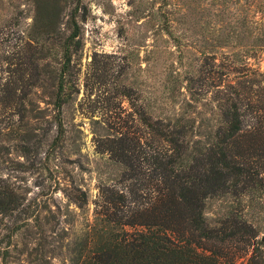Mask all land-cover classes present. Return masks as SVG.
Returning a JSON list of instances; mask_svg holds the SVG:
<instances>
[{
  "label": "rangeland",
  "instance_id": "1",
  "mask_svg": "<svg viewBox=\"0 0 264 264\" xmlns=\"http://www.w3.org/2000/svg\"><path fill=\"white\" fill-rule=\"evenodd\" d=\"M237 97L264 126V0H0V264H80L99 186L119 175L97 140L145 137L140 111L192 119L204 137ZM248 200L242 213L264 243V208ZM231 205L242 207L210 199L206 215L216 223Z\"/></svg>",
  "mask_w": 264,
  "mask_h": 264
},
{
  "label": "trees",
  "instance_id": "2",
  "mask_svg": "<svg viewBox=\"0 0 264 264\" xmlns=\"http://www.w3.org/2000/svg\"><path fill=\"white\" fill-rule=\"evenodd\" d=\"M71 25L55 98L60 130L63 77L80 33L75 12ZM244 106L238 97L220 103V120L204 137L195 134L192 119H153L140 111L145 137L127 129L99 138L97 152L119 175L115 184L99 186L91 248L80 264H237L241 258L264 264L260 231L242 213L244 197L248 207L264 208V126L258 112L255 124L247 122ZM227 195L242 207L231 205L211 222L208 201Z\"/></svg>",
  "mask_w": 264,
  "mask_h": 264
}]
</instances>
